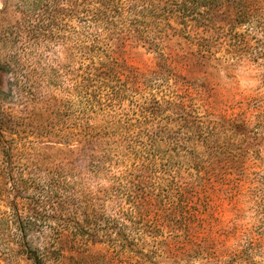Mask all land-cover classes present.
Wrapping results in <instances>:
<instances>
[{"label": "rangeland", "instance_id": "374dc122", "mask_svg": "<svg viewBox=\"0 0 264 264\" xmlns=\"http://www.w3.org/2000/svg\"><path fill=\"white\" fill-rule=\"evenodd\" d=\"M62 3L0 0V59L15 64L0 69V219L13 202L24 209L32 199L59 200L61 212L29 237L58 239L62 264H264V56L201 58L195 45L174 38L169 51L179 76H160L159 53L129 41L121 52L139 74L136 88L122 101L105 96L84 106L78 65L62 44ZM30 28L50 31L51 39L23 44ZM162 98L183 100L213 140L172 112L178 107L158 112L156 103L152 112ZM229 119L247 120L260 135L231 140L240 137L228 130ZM148 156L156 158L152 174ZM121 170L142 172L143 183L139 198L123 197L125 245L110 237L119 236L112 219L114 198L125 192ZM86 206L98 220H85ZM6 234L0 264H32L9 250ZM89 238L105 241L85 244Z\"/></svg>", "mask_w": 264, "mask_h": 264}, {"label": "trees", "instance_id": "16d2710c", "mask_svg": "<svg viewBox=\"0 0 264 264\" xmlns=\"http://www.w3.org/2000/svg\"><path fill=\"white\" fill-rule=\"evenodd\" d=\"M61 13L66 24L61 34L62 44L78 65L77 91L84 106L95 105L105 96L112 102L122 101L130 90L136 88L139 74L125 62L121 52L129 41L142 42L159 53L162 64L156 74L160 76H164L166 70L168 74L179 76L171 64L174 57L169 51V44L174 38H182L195 45L196 53L201 58L256 60L264 56V0H63ZM72 18L76 20L73 26L68 23L72 22ZM23 30L24 27L13 30V33L22 37ZM45 39H51L50 31L30 28L23 44H39ZM219 52H222V57L217 56ZM14 66L9 60L3 62L0 59L1 70ZM156 103L158 112L166 111L168 105L178 107L173 108L172 112L178 114L182 121L197 123V127L202 128L204 140H213L205 127L198 125V116L193 115L183 100H156L151 106L152 112L156 111ZM189 117L193 119L189 121ZM227 123L224 125L228 130L240 137L231 140H255L260 135L247 126L245 119H229ZM191 127L188 125L189 130H195ZM148 145L140 147L143 149ZM129 147L135 149L134 146ZM4 158L7 163H12L10 148H5ZM147 158L145 165L152 174L156 171V158ZM7 163L4 168L12 171L13 167L11 169ZM96 163L92 166L94 170L100 167ZM119 174L121 176L116 179L122 178L120 189L125 192L114 198L119 203V213L117 218L112 219L119 236L110 237L114 243L125 245L128 240L123 234V214L126 213L123 197L127 196L129 200L139 198L143 183L142 172L136 174L121 170ZM132 175L136 177L129 179ZM138 203L134 204L135 208H138ZM20 205L13 202L9 218L0 219V232L8 233L9 250L15 255H25L32 264H62L66 255L58 239L29 237V234L39 231V224L61 212V202L51 199L50 195L46 200L32 199L24 209ZM84 211L88 223L98 220L95 209L86 206ZM14 231L15 236H12ZM95 239L89 238L84 243L105 241Z\"/></svg>", "mask_w": 264, "mask_h": 264}]
</instances>
